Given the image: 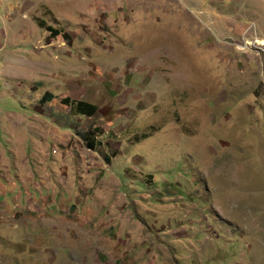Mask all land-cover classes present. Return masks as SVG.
Returning <instances> with one entry per match:
<instances>
[{
    "label": "rangeland",
    "instance_id": "1",
    "mask_svg": "<svg viewBox=\"0 0 264 264\" xmlns=\"http://www.w3.org/2000/svg\"><path fill=\"white\" fill-rule=\"evenodd\" d=\"M0 264H264V0H0Z\"/></svg>",
    "mask_w": 264,
    "mask_h": 264
},
{
    "label": "trees",
    "instance_id": "2",
    "mask_svg": "<svg viewBox=\"0 0 264 264\" xmlns=\"http://www.w3.org/2000/svg\"><path fill=\"white\" fill-rule=\"evenodd\" d=\"M42 27H46V22L42 21L41 23ZM48 30L50 31V36L49 37H58L59 35H62L63 39H65L66 41L70 40V35L66 34L63 30H59V29H54L52 27H49ZM49 39V38H48ZM46 94L45 97L43 98V101H50L53 99L52 95H48ZM47 96V98H46ZM68 100H64V102L67 103ZM43 102V103H44ZM73 110L75 113L87 117H93L96 113H97V107L93 104H90L88 102H84V101H77L74 103L73 105Z\"/></svg>",
    "mask_w": 264,
    "mask_h": 264
}]
</instances>
